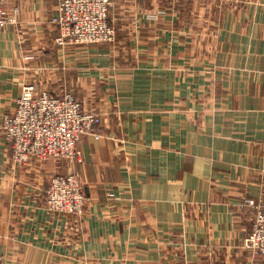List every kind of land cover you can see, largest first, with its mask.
<instances>
[{"label":"crops","instance_id":"obj_1","mask_svg":"<svg viewBox=\"0 0 264 264\" xmlns=\"http://www.w3.org/2000/svg\"><path fill=\"white\" fill-rule=\"evenodd\" d=\"M61 2L7 0L20 16L0 31V264L245 263L246 202L264 204V0H111L116 41L67 47ZM25 84L102 115L81 160L14 163L3 119ZM73 172L82 218L47 209Z\"/></svg>","mask_w":264,"mask_h":264},{"label":"built area","instance_id":"obj_2","mask_svg":"<svg viewBox=\"0 0 264 264\" xmlns=\"http://www.w3.org/2000/svg\"><path fill=\"white\" fill-rule=\"evenodd\" d=\"M111 6V0H62L51 19V24L59 30L56 44L67 47L115 42L117 32L111 25ZM19 16L18 8L9 9L7 0H0V31L17 25ZM158 16L149 15L151 18ZM102 125V115L85 108L72 94L54 96L39 91L36 84H25L16 109L4 116L3 132L12 149L14 163L23 166L31 161L81 160L79 144L82 138L92 135L100 139ZM87 201L83 182L76 174L58 175L52 179L47 196V209L51 213L82 218ZM246 203L256 209V215L244 248L264 258V204L252 199Z\"/></svg>","mask_w":264,"mask_h":264},{"label":"rangeland","instance_id":"obj_3","mask_svg":"<svg viewBox=\"0 0 264 264\" xmlns=\"http://www.w3.org/2000/svg\"><path fill=\"white\" fill-rule=\"evenodd\" d=\"M14 8H12V10H13ZM82 46H85V45H82ZM87 46V45H86ZM31 59H33L32 57H29L27 60H31ZM60 95V94H59ZM66 160H69V159H66ZM72 161H75V160H72ZM76 161H78V160H76ZM71 174H76L75 172H73V173H71ZM87 208H88V201H87ZM86 208V209H87ZM244 241H245V239H244ZM241 251L244 253V254H246V256H247V261L245 262V263H243V264H258V261H261V260H264V258H262V257H260V256H255L254 254H252L251 252H248V251H246V249L244 248V242H243V244H242V246H241Z\"/></svg>","mask_w":264,"mask_h":264},{"label":"trees","instance_id":"obj_4","mask_svg":"<svg viewBox=\"0 0 264 264\" xmlns=\"http://www.w3.org/2000/svg\"><path fill=\"white\" fill-rule=\"evenodd\" d=\"M112 25V24H111ZM113 26V25H112Z\"/></svg>","mask_w":264,"mask_h":264}]
</instances>
